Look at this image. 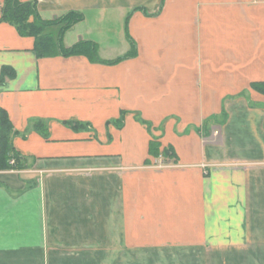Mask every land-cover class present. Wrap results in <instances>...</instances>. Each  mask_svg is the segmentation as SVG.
Returning a JSON list of instances; mask_svg holds the SVG:
<instances>
[{
	"label": "crops",
	"instance_id": "obj_1",
	"mask_svg": "<svg viewBox=\"0 0 264 264\" xmlns=\"http://www.w3.org/2000/svg\"><path fill=\"white\" fill-rule=\"evenodd\" d=\"M20 1L44 20L81 12L62 42L103 61L127 36L112 58L114 43L66 36L128 17L135 53L37 58L0 20L20 158L0 170V264H264V0ZM151 140L175 161L151 158Z\"/></svg>",
	"mask_w": 264,
	"mask_h": 264
},
{
	"label": "trees",
	"instance_id": "obj_2",
	"mask_svg": "<svg viewBox=\"0 0 264 264\" xmlns=\"http://www.w3.org/2000/svg\"><path fill=\"white\" fill-rule=\"evenodd\" d=\"M136 10L138 8L132 11ZM0 20L14 26L20 36L34 39L33 52L37 58L84 56L91 63L110 65L129 58L135 53L134 43L129 39L127 33V40L131 47L130 52L126 56L112 61L101 60L98 57V46L92 41H78L65 47L62 42L65 32L84 20L83 14L78 11H69L56 19L44 20L39 15L36 1L3 0L0 4ZM52 26H60L57 38L46 33V29ZM3 70L8 71L6 68ZM251 87L264 95V83L252 84ZM34 128L45 135L46 130L41 123H35ZM12 135L13 128L7 114L4 110H0V170L19 168L20 158L13 152L11 146ZM148 155L153 159L162 157L164 160L174 159L175 161V155L170 147L161 148L160 143L156 140L150 141ZM11 159H13L14 165L9 164ZM145 164H149V161L146 160Z\"/></svg>",
	"mask_w": 264,
	"mask_h": 264
},
{
	"label": "rangeland",
	"instance_id": "obj_3",
	"mask_svg": "<svg viewBox=\"0 0 264 264\" xmlns=\"http://www.w3.org/2000/svg\"><path fill=\"white\" fill-rule=\"evenodd\" d=\"M126 18L123 19H117L116 21H110L111 24H113L112 27L107 28V27H103L98 29L97 31H93L90 26L92 24V19H87V21L84 23L83 22V26H78L77 28L73 29L68 36H66V40L65 42H71L74 38V36H77L79 34V36H86V38H95L100 40L103 44H108V43H114V47L110 48L109 50L105 49V51L103 50V53H101V57L104 58H112L113 56H118L119 54L123 55L122 49L123 46L126 45V34H125V22ZM86 29L87 30H92L90 31L91 34H86ZM89 36V37H87ZM127 40V38H126ZM107 48V47H106ZM100 54V53H99ZM98 54V55H99Z\"/></svg>",
	"mask_w": 264,
	"mask_h": 264
},
{
	"label": "built area",
	"instance_id": "obj_4",
	"mask_svg": "<svg viewBox=\"0 0 264 264\" xmlns=\"http://www.w3.org/2000/svg\"><path fill=\"white\" fill-rule=\"evenodd\" d=\"M9 164H10V165H14V161H13V159H11V160L9 161Z\"/></svg>",
	"mask_w": 264,
	"mask_h": 264
}]
</instances>
